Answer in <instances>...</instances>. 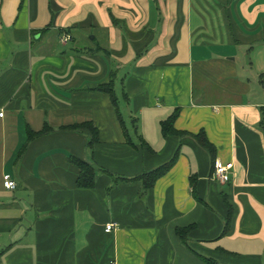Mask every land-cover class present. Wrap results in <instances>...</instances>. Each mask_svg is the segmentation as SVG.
Instances as JSON below:
<instances>
[{
    "label": "crops",
    "instance_id": "1",
    "mask_svg": "<svg viewBox=\"0 0 264 264\" xmlns=\"http://www.w3.org/2000/svg\"><path fill=\"white\" fill-rule=\"evenodd\" d=\"M209 263L264 264V0H0V264Z\"/></svg>",
    "mask_w": 264,
    "mask_h": 264
},
{
    "label": "trees",
    "instance_id": "2",
    "mask_svg": "<svg viewBox=\"0 0 264 264\" xmlns=\"http://www.w3.org/2000/svg\"><path fill=\"white\" fill-rule=\"evenodd\" d=\"M97 90L102 92V93L107 94L110 97L111 103H112L113 107L115 108V111L118 115V118L120 119L121 124L123 125V127L125 129V135H126L127 139H129V137L126 133V128L124 126V121L122 120V115L119 111V105H118V101H117L115 90H114V82L110 81L109 84L101 86ZM175 117H176V115L173 114L169 119H167V121H165L162 124V132L164 135L177 134V132L172 127V124H173ZM66 130L72 131V132H82L83 130H86L87 132H89V141L87 143L88 149H91L93 147V145L96 144L99 140L98 131L90 123H85L82 125H74V126H71L69 128H66ZM50 131H51L50 129L45 128L41 133L31 134L30 136L34 137V136L46 134L47 132H50ZM194 138H195L196 142L210 155L212 162H213V165H214V163H215L214 159H215V155H216L215 147L213 145H211V143L208 142V140H207V138L203 132L194 136ZM69 162L72 166H74L78 170V176H77V180H76V188L78 190L86 191V190L93 189L95 187L96 175L99 173H105L103 170L97 168L92 162H89V161H81V160H78V159L71 157L69 159ZM174 162H175V158H173L168 163L158 167L157 169L152 170V171L147 172V173H144L141 176L136 177L134 179H125V178H121V177H117V176H113V175H110V176L113 178L114 182H118V181H120V182H135V181H138L141 183V192L147 193L154 187L157 180H159L161 177L166 175V173L169 171V169L173 166ZM224 200H225V203L227 204V206L229 207L225 197H224ZM231 215H232V210L229 207V216L226 220V227H225L224 233L227 232V229H228V226H229V223L231 220ZM187 232H188V229H177L176 230V234L183 241L186 240Z\"/></svg>",
    "mask_w": 264,
    "mask_h": 264
},
{
    "label": "built area",
    "instance_id": "3",
    "mask_svg": "<svg viewBox=\"0 0 264 264\" xmlns=\"http://www.w3.org/2000/svg\"><path fill=\"white\" fill-rule=\"evenodd\" d=\"M70 36L66 35L63 38H61L60 42L65 44L66 42L70 41ZM229 169H230V165L228 166H223L221 163L219 162H215L214 163V171L213 174L215 176L216 179H218L221 183H228L230 181L229 178ZM3 188L5 190H9V191H13L16 188V183L11 180L8 176H5L3 178ZM114 228L113 224H109L106 226L105 231L106 232H110L112 231Z\"/></svg>",
    "mask_w": 264,
    "mask_h": 264
}]
</instances>
